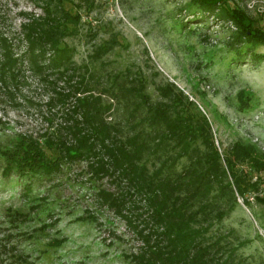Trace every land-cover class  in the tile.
<instances>
[{"label":"rangeland","instance_id":"374dc122","mask_svg":"<svg viewBox=\"0 0 264 264\" xmlns=\"http://www.w3.org/2000/svg\"><path fill=\"white\" fill-rule=\"evenodd\" d=\"M44 2L60 17L58 0H0V31L11 38L14 57L28 46V26L21 24L32 23L23 14L44 17ZM188 2L64 0L63 7L79 20L68 23L74 30L62 39L69 59L56 65V93L68 92L76 81L71 72L79 70L85 77L82 86L89 83L88 93L111 103L105 121L129 134L145 113L139 98L128 92L116 101L103 89L114 77H133L135 84L142 78L143 93L156 103L163 99L159 88L172 83L184 95V105L192 101L190 109L207 117L221 155L235 142L253 144L264 153V44L233 43L238 31L233 21L216 17L219 9L195 19L185 8ZM227 5L241 8L264 31V0H227ZM104 44L109 50L94 55ZM52 53L47 50L39 63H48ZM21 64L17 83L4 87L0 81V152L19 134L42 135L50 127L48 119L53 128L62 122L58 100L54 108L48 105L54 95L49 81L32 67L28 54ZM185 162L181 158L175 168ZM5 166L0 154V242L7 250L0 264H135L131 255L141 244L135 230L96 196L100 187L113 188L109 178L93 179L85 160L63 161L58 171L25 177L6 174ZM233 195L218 201L220 206L229 201V209L213 220L207 234L219 236L231 250L227 264H264V206L256 200L264 197V178L248 194L249 204L236 191ZM7 208L27 216L12 223Z\"/></svg>","mask_w":264,"mask_h":264},{"label":"trees","instance_id":"16d2710c","mask_svg":"<svg viewBox=\"0 0 264 264\" xmlns=\"http://www.w3.org/2000/svg\"><path fill=\"white\" fill-rule=\"evenodd\" d=\"M63 1L58 0L60 17L45 2L44 17L23 14L31 17L32 24H21L28 26V46L20 58L13 55L11 38L0 31V81L4 87L17 83L21 58L28 54L32 67L49 81L54 92L48 105L54 108L58 100L64 108L57 127L48 119L50 127L42 135L19 134L11 147L0 152L6 161L4 172L15 171L20 177L50 174L58 171L63 161L85 160L93 179L107 177L113 185L114 189L96 190L100 203L124 217L140 239L138 250L131 255L135 264H227L231 250L221 244L219 236L213 238L207 231L213 220L221 219L229 209V201L220 206V199L236 191L249 204L248 194L257 190L264 178V153L253 144L235 142L221 155L207 117L190 109L192 101L184 105V95L172 83L159 88L163 99L156 103L143 93L142 78L135 84L133 77L127 81L114 77L110 87L103 89L116 101L128 92L139 98L145 113L129 134L105 121L111 103L88 93L89 83L82 86L85 77L79 70L71 72L76 81L68 92L56 93V65L69 59V48L62 39L74 30L68 23L76 25L79 20L76 13L63 7ZM185 8L195 19L219 9L216 17L237 25L233 43L264 44V31L254 27L241 8L228 6L227 0H189ZM109 48V44L100 45L94 55L100 57ZM47 50L53 52L49 62L39 63ZM68 99L73 101L68 103ZM183 157L186 162L178 170L175 163ZM243 164L245 168L240 167ZM256 200L264 206V197L256 196ZM6 215L12 223L27 216L12 208H7ZM3 250L7 251L6 245L0 242V255Z\"/></svg>","mask_w":264,"mask_h":264}]
</instances>
